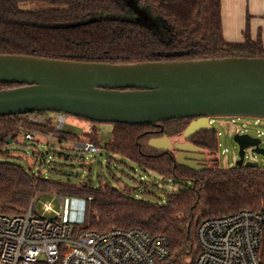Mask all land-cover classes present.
Returning a JSON list of instances; mask_svg holds the SVG:
<instances>
[{"label": "trees", "instance_id": "trees-1", "mask_svg": "<svg viewBox=\"0 0 264 264\" xmlns=\"http://www.w3.org/2000/svg\"><path fill=\"white\" fill-rule=\"evenodd\" d=\"M0 54L122 65L264 58V45L260 36L251 38L248 27L244 42L225 40L221 0H0ZM19 86L0 83V90ZM46 114L1 117L0 158L6 157L8 146L18 143L28 131L52 136L60 146L84 140L99 145L96 131L81 137L58 131ZM40 118L48 120L45 124L31 122ZM190 120H171L161 123L162 127L114 124L107 147L111 153L178 186L163 203L137 199L131 190L122 192L109 185L95 190L88 183L48 180L41 173L0 160V214H24L38 191L84 198L86 222L78 229H141L168 240L166 264H195L197 230L204 220L243 210H264V169L209 166L195 172L177 164L175 155L148 146L153 138L181 136ZM190 140L211 157L219 153V141L213 134L199 133ZM61 149L54 152L58 158L84 159L67 154L74 148ZM38 155L45 159V155Z\"/></svg>", "mask_w": 264, "mask_h": 264}, {"label": "water", "instance_id": "water-1", "mask_svg": "<svg viewBox=\"0 0 264 264\" xmlns=\"http://www.w3.org/2000/svg\"><path fill=\"white\" fill-rule=\"evenodd\" d=\"M0 83L20 85L0 90V117L55 112L130 126L192 119L184 139L211 129L212 117L264 119V58L120 65L0 54ZM234 140L239 146L236 167H259L258 162H245V154L252 148L264 156L261 140L248 134H237ZM148 146L158 152L177 148V164L207 170L197 167L198 158L205 159L204 150L190 143L173 144L163 136ZM184 156L189 157L186 163Z\"/></svg>", "mask_w": 264, "mask_h": 264}, {"label": "built area", "instance_id": "built-area-1", "mask_svg": "<svg viewBox=\"0 0 264 264\" xmlns=\"http://www.w3.org/2000/svg\"><path fill=\"white\" fill-rule=\"evenodd\" d=\"M47 120L31 122L45 124ZM64 121L61 115L58 123L53 122L58 131L63 130ZM262 122L256 118L254 125ZM257 133L259 138L264 136ZM36 134L25 132L24 139L33 142ZM43 136L49 142L54 139ZM73 148L89 155L101 153L100 146L88 140L73 143ZM41 198L33 199L24 214H0V264H166L169 259V243L163 236L135 228L83 231L59 222L61 211L51 201L43 203L40 214ZM47 214L55 216L48 218ZM197 242L195 264H264V210L206 219L197 230Z\"/></svg>", "mask_w": 264, "mask_h": 264}, {"label": "rangeland", "instance_id": "rangeland-1", "mask_svg": "<svg viewBox=\"0 0 264 264\" xmlns=\"http://www.w3.org/2000/svg\"><path fill=\"white\" fill-rule=\"evenodd\" d=\"M60 116L61 114L55 112H47L46 114V117L53 119L54 123L59 122ZM64 116L63 130L67 133L81 137L85 133L93 134L96 131L101 148L100 154L89 155L75 149L74 152L68 151L67 154L84 157L83 161L58 158L54 152H61V147L63 146L70 149L73 148V142L64 143L60 146L57 140L52 139L49 142L48 138L36 132L35 141H27L24 136H21L18 143L8 146V155L1 157L0 160L19 164L30 173H41L48 180L71 185L88 183V186L95 190L109 185L122 192L131 190L132 195L137 199L157 201L159 203L165 202L169 195L178 190V186L172 180L164 179L151 171H144L129 159L122 155L111 153L107 149L113 139L114 124L94 123L71 115ZM210 120H212L211 124L216 131L220 144L219 153L211 158L215 163L210 161V166H215L222 170L236 167V162L239 158V146L235 142L234 137L238 133H245L252 138L261 140L260 147L264 149V136L259 138L257 133H264V119L258 126L254 125L256 118L212 117ZM232 120L236 121L237 124L231 125ZM169 139L172 143L184 142L182 135ZM50 149L52 150L51 152H49ZM225 149L228 152H225ZM38 153L45 155V159L42 160ZM247 161L258 162L259 168L264 169V156L252 152V148L246 149L245 162ZM37 196H42L38 203V212L40 214H43V203L51 201L55 210L61 211L62 219L59 222L70 224L76 228L84 226L86 222V199L59 196L52 191H38L33 199ZM45 216L54 218L55 215L47 214Z\"/></svg>", "mask_w": 264, "mask_h": 264}, {"label": "crops", "instance_id": "crops-1", "mask_svg": "<svg viewBox=\"0 0 264 264\" xmlns=\"http://www.w3.org/2000/svg\"><path fill=\"white\" fill-rule=\"evenodd\" d=\"M223 35L227 42L242 43L245 31L259 36L264 45V0H221Z\"/></svg>", "mask_w": 264, "mask_h": 264}, {"label": "flooded vegetation", "instance_id": "flooded-vegetation-1", "mask_svg": "<svg viewBox=\"0 0 264 264\" xmlns=\"http://www.w3.org/2000/svg\"><path fill=\"white\" fill-rule=\"evenodd\" d=\"M212 120H210V118H209V123L211 122ZM192 122V119L190 120V123ZM189 123V124H190ZM210 126H211V129H209V130H203V131H199L198 133H196L194 136H196L197 134H199V133H206V134H213L217 139H218V137H217V135H216V131L214 130V128H213V126H212V124L210 123ZM159 127H162V126H159ZM239 135H242V134H245V133H238ZM237 135V134H236ZM182 136H183V134H182ZM193 136V137H194ZM193 137H191V138H193ZM184 138V137H183ZM191 138H189V139H184V142H187V143H190V144H192L193 146H195V147H197V148H200V147H198L196 144H194V142L193 141H191L190 139ZM174 143H177V142H174ZM173 143V144H174ZM183 143V142H182ZM202 149V148H201ZM204 150V149H203ZM165 153H171V154H173V155H175V160H176V162H177V154L179 153V150L177 149V148H173L171 151H165ZM190 153V152H189ZM185 155H188V153H184ZM191 155H192V153H190ZM203 155L205 156V159H203V160H201V158L199 157L198 159V161H197V163H198V166L197 167H203V166H205V167H209L210 165H209V163H210V161L212 160L211 158V156L210 155H208V153L204 150V153H203ZM184 159L182 160V162H184V163H186V162H188L189 161V157H187V156H184L183 157ZM212 162V161H211Z\"/></svg>", "mask_w": 264, "mask_h": 264}]
</instances>
